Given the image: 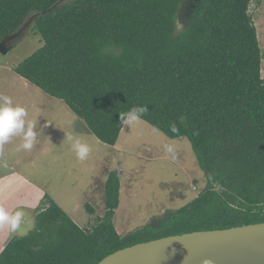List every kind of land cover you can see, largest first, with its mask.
Instances as JSON below:
<instances>
[{
    "label": "trees",
    "instance_id": "obj_1",
    "mask_svg": "<svg viewBox=\"0 0 264 264\" xmlns=\"http://www.w3.org/2000/svg\"><path fill=\"white\" fill-rule=\"evenodd\" d=\"M59 1L0 0V40L42 12L34 27L44 45L16 73L111 146L124 128L120 114L147 106L141 119L189 139L207 183L186 205L126 235L114 223L117 170L91 229L46 195L34 228L8 241L0 264H98L136 243L264 222L263 52L252 0H195L181 31L188 0H69L50 10Z\"/></svg>",
    "mask_w": 264,
    "mask_h": 264
},
{
    "label": "rangeland",
    "instance_id": "obj_2",
    "mask_svg": "<svg viewBox=\"0 0 264 264\" xmlns=\"http://www.w3.org/2000/svg\"><path fill=\"white\" fill-rule=\"evenodd\" d=\"M194 3L183 4L179 31L188 25ZM250 12L263 52L264 77V0H252ZM43 45L33 22L10 51L8 46L0 51V96H9L13 107L26 109L25 130L27 121H34L37 134L31 150H18L20 136L0 146V206L10 213L22 206L32 209L28 217L35 212L37 196L44 195L39 207L49 195L79 226L91 229L106 212L105 184L109 172L117 170L121 194L114 223L126 235L186 205L204 189L206 178L187 137L170 138L140 119L124 126L115 146L105 144L64 101L18 75L15 67ZM69 136L89 145L85 160L77 158ZM88 205L94 208L93 214ZM30 223L26 234L34 228L35 218ZM15 235L7 227L0 228V244L5 242L0 251Z\"/></svg>",
    "mask_w": 264,
    "mask_h": 264
},
{
    "label": "water",
    "instance_id": "obj_3",
    "mask_svg": "<svg viewBox=\"0 0 264 264\" xmlns=\"http://www.w3.org/2000/svg\"><path fill=\"white\" fill-rule=\"evenodd\" d=\"M69 0H61V5ZM42 12L31 15L14 34L0 40V51L14 47ZM264 264V222L170 235L117 250L98 264Z\"/></svg>",
    "mask_w": 264,
    "mask_h": 264
},
{
    "label": "clouds",
    "instance_id": "obj_4",
    "mask_svg": "<svg viewBox=\"0 0 264 264\" xmlns=\"http://www.w3.org/2000/svg\"><path fill=\"white\" fill-rule=\"evenodd\" d=\"M147 112V106H135L120 114V123L123 126L138 123ZM27 115L24 107H13L11 97L0 96V146L8 143L11 137L20 136L22 143L18 150H31L33 148L37 135L34 131L36 122L27 121V129L25 130ZM68 139L72 141L71 148L76 153L77 158L81 161L85 160L91 150L89 145L72 136H69ZM3 227L9 228L12 233L23 236L31 224L27 222V214L22 209L10 213L5 207L0 206V228ZM205 264H211V261L206 260Z\"/></svg>",
    "mask_w": 264,
    "mask_h": 264
},
{
    "label": "crops",
    "instance_id": "obj_5",
    "mask_svg": "<svg viewBox=\"0 0 264 264\" xmlns=\"http://www.w3.org/2000/svg\"><path fill=\"white\" fill-rule=\"evenodd\" d=\"M43 196H44V195H42V196H40V197H39V195L37 196L36 201H35V206H34V207H35V210H34L35 212H34V214L29 215V216L27 217V222H28V223L31 222V219H33V218L36 217V214H37V207H38V205L40 204V202H41ZM53 199L57 202V200H56L55 198H53ZM18 208L21 209V208H23V206H22V207H18ZM22 210H23L27 215H28L29 213H31V211H32V209H28V210H26V209H22ZM74 210H75V211H76V210L79 211V210L76 209V208H74ZM101 217H102V216H101ZM30 224H31V223H30ZM83 228H84V226H83ZM27 229H28V228H27ZM29 231H30V230H29ZM29 231H28V232H29ZM28 232H27V233H28ZM17 235H18V234H17ZM2 243H3V244H2ZM2 243L0 244V247H1L2 245H4L5 242H2ZM7 243H8V242H7ZM6 245H7V244H6ZM6 245H5V246H6ZM4 248H5V247H3L2 250H3ZM2 250L0 251V253L2 252Z\"/></svg>",
    "mask_w": 264,
    "mask_h": 264
},
{
    "label": "bare ground",
    "instance_id": "obj_6",
    "mask_svg": "<svg viewBox=\"0 0 264 264\" xmlns=\"http://www.w3.org/2000/svg\"><path fill=\"white\" fill-rule=\"evenodd\" d=\"M263 41V40H262Z\"/></svg>",
    "mask_w": 264,
    "mask_h": 264
}]
</instances>
